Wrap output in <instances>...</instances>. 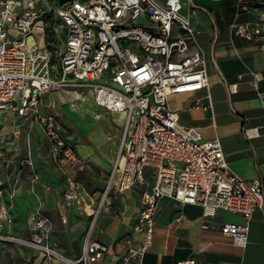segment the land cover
Here are the masks:
<instances>
[{
    "label": "built area",
    "instance_id": "1",
    "mask_svg": "<svg viewBox=\"0 0 264 264\" xmlns=\"http://www.w3.org/2000/svg\"><path fill=\"white\" fill-rule=\"evenodd\" d=\"M251 6V0H236V15L229 24L231 33L248 40L264 30V17L255 22L237 20ZM198 33L181 0H69L62 5L57 0H0V113L14 111L37 121L52 160L66 161L76 171L84 170L86 162L62 134L56 115H40V96L87 88L96 107L124 115L103 191L89 213L91 223L81 254L68 259L69 264L104 260L109 248L90 240L94 221L101 213L121 216L122 193L134 185L144 186L133 226L140 239L127 240L124 253L113 256L115 264H148L144 258L163 197L199 205L202 218L217 210L241 216V223H224L220 232L242 248L254 211L264 220L263 181L231 172L219 139L181 126L168 106L171 96L208 91L207 59ZM228 87L233 91L235 84ZM257 94L264 102V92ZM206 99L210 108L208 93ZM11 134L16 138L18 131ZM22 162L36 182L29 150ZM18 175L20 170L10 176L9 185L0 177V240H21L2 234L13 226ZM75 204L85 211L78 183L68 177L60 209L67 213ZM26 225L33 238L21 241L48 258L61 256L55 243H48L52 221L41 205L28 215ZM176 264H195V260Z\"/></svg>",
    "mask_w": 264,
    "mask_h": 264
},
{
    "label": "crops",
    "instance_id": "2",
    "mask_svg": "<svg viewBox=\"0 0 264 264\" xmlns=\"http://www.w3.org/2000/svg\"><path fill=\"white\" fill-rule=\"evenodd\" d=\"M251 1L252 6L249 11L241 12L237 16L238 21H262L264 0ZM181 2L183 12L189 19L192 16V21L190 20L193 23L192 27L197 28L196 31L202 34L197 41L207 59L209 88L208 91L171 96L168 99V106L176 112L181 126L197 128L205 138L219 139L231 172L242 179L260 178L264 183V102L257 94L264 92V30L253 40L230 32L229 24L236 15V0H181ZM230 84H235L233 91L228 87ZM89 92L88 90V94ZM55 93V95L45 93L40 96L38 106L42 104L46 110L44 114L39 111L40 115L53 113L52 105L58 106L56 102L50 103V96L52 98L56 96L59 102H62L61 97L67 100L65 93L60 91ZM206 93L211 102L210 108ZM89 96L91 97V93ZM76 104L78 106V103ZM98 109L101 113L96 115L103 119L104 133L101 135L98 131H94L97 132L100 140L95 142L89 135L91 130L85 129L78 122L79 126L88 131L86 134L92 143L87 144L76 139L74 147L78 156L88 163L89 170L97 172L99 180L104 184L114 159L113 149L116 153L121 138L124 115ZM111 116L116 117L120 126L110 127L108 117ZM56 117L63 126L61 119L57 115ZM18 119L22 117L14 111L0 113V146H2L0 177L4 178L5 185H9L10 176L19 170L17 160L25 156L27 150L30 151L31 157L33 156L29 134L31 128L37 126L42 132L37 121H27L28 119L23 118L28 127L25 148L17 141L13 146V143L4 139L13 130L18 131L19 136L20 132L16 124ZM42 136L45 149L48 151L43 132ZM88 176V173L83 175L84 178ZM149 179L151 180L147 177V180ZM37 182H39L38 188L35 187ZM17 184L13 210L15 224L11 232L3 230L2 234L8 233L20 239L26 238L29 234L26 218L38 205H41L44 213L52 221L48 243L50 245L55 243L56 251L64 259H74L76 249H82L83 234L91 223L89 216L91 211L72 207L64 213L60 209L61 197L47 190L40 181L32 182L29 188L30 180L27 172L17 176ZM141 191L138 192L132 187L122 193L124 204L121 202L123 208L121 216L101 213L94 221L90 240L109 248L104 260L98 264H115L113 256L124 253L127 240L140 239V235L133 233V226ZM82 198L84 204L91 202L88 194L87 197ZM254 212L247 243L242 248L220 232V226L224 223H241V216L217 210L213 216L202 218V208L199 205L182 204L163 197L158 202L154 217L153 240L144 261L148 264H176L179 260L193 258L195 264H264V220L259 211ZM203 222L206 227H202ZM0 264L69 263L57 258L47 259L38 248L23 241L0 240Z\"/></svg>",
    "mask_w": 264,
    "mask_h": 264
},
{
    "label": "rangeland",
    "instance_id": "3",
    "mask_svg": "<svg viewBox=\"0 0 264 264\" xmlns=\"http://www.w3.org/2000/svg\"><path fill=\"white\" fill-rule=\"evenodd\" d=\"M199 16H200V14H199ZM190 20L192 21V16H190ZM192 25H193V23L191 22V26ZM202 26H204V25H202ZM200 28H202V27H200ZM195 30H198V29L196 28ZM201 36H202V34L198 33L197 39L199 40ZM73 90H76L80 94L79 99H76V100H75V98L72 99V101L75 100V102L70 101L71 97H68L69 95H67L66 91H60V93H65V95H66L67 100H65V102H59L57 100L56 96H54V98H52V96H50V103H52V104H53V102L58 103V106L56 105L54 107V104L52 105V109H53L52 112L54 114H56L62 121V124H63L62 134L65 137H69L70 139L73 138L74 140L68 139L73 145H75L76 139H80L83 142H86L87 144L88 143L91 144L92 142H90V140L88 139V134H86L88 131L86 132L85 129H87V130H91V132H89V135L93 137L95 142H98L100 140L98 134L102 135L104 133L103 129H102L103 119H102V117L96 115L98 113H101V111L97 107L94 106V104L91 100V97L88 94L87 88H78V89H73ZM55 94L56 93H54L53 95H55ZM73 103H78V106L75 109H72V107H71V104H73ZM38 108H39V111L41 114L45 113L46 110L42 107V104H39ZM73 113H75V115ZM108 118H109L108 123H109L110 127L116 128V127L120 126L116 117L111 116ZM27 121H35V120L34 119H28ZM78 122L85 129H83L81 126H79ZM16 124H18L17 129H19V132H20L17 140L10 133L6 135V139H4V140H6L7 142L13 143L12 144L13 146L15 143L21 142L20 145H22V147L25 148L26 141H27L26 140L27 134H28L27 123L24 122L23 117H22V119L17 120ZM92 124H93V127H92ZM94 130L98 131V134ZM29 134H30V138H31L30 140H31V145H32V155H33L32 160H33V163L35 165L34 171L38 176L37 181H40L41 184L47 190L58 194V197L60 196L61 201H62V193L67 187V178L68 177H74L76 182L78 183V190H79L80 195L82 197H87V194H88V196L91 198V202L89 204H91L92 209H93L95 202H96V199H98V197L101 195L103 188H104V184H105V182L103 184L102 181L99 180L97 172H95V171L91 172L89 170L88 163H86L84 170L76 171V169L66 161L59 163V164L54 162L52 160V158L49 156V153H47L48 151H46V149H45L42 132L38 129V127L37 126L32 127L31 130L29 131ZM118 137L115 139L116 141L118 140ZM27 144H28V142H27ZM112 154H115L114 149H113ZM114 157H115V155H114ZM24 158H25V156L23 155L17 160V163H18L17 167L20 166L19 170H20L21 175H24L27 172V174L29 176V180H30V184H29V188H30L31 183H32V181H31L32 171H31V169H29L28 167H26L24 165V162H22V160ZM21 165H23V166H21ZM65 169H66V171H65ZM88 171H90V172H88ZM85 173L89 174L88 178L83 177V175ZM107 175H108V173L106 174V177H107ZM106 177L104 179L105 181H106ZM146 181L148 182V184H151V180L150 179L147 180V177H146ZM38 184H39V182H37L35 184L36 188H38ZM133 188L136 189L138 192H140L144 188V186L134 185ZM61 201H60V204H61ZM73 207H81V206L78 204H75ZM254 214H255V212L253 213V215ZM14 224H15V220L13 222V226H14ZM13 226H12L11 230H13ZM11 230L7 231V232L9 233V232H11ZM27 230L29 231V234L26 238H22V240L31 241L33 238L32 231L28 228V226H27ZM8 233L5 235L10 236V237H14L16 239H20L14 235H11ZM85 234H86V232H85ZM85 234H83V241L85 238ZM6 241H13L14 242L16 240H6ZM24 241H23V243L30 245L29 243H26ZM80 254H81V250L77 248L75 258L78 257ZM45 258L50 259L46 256H45Z\"/></svg>",
    "mask_w": 264,
    "mask_h": 264
},
{
    "label": "bare ground",
    "instance_id": "4",
    "mask_svg": "<svg viewBox=\"0 0 264 264\" xmlns=\"http://www.w3.org/2000/svg\"><path fill=\"white\" fill-rule=\"evenodd\" d=\"M67 93V95H69L68 97H71L70 99V101L72 102V99H79L80 98V94L77 92V91H67L66 92ZM89 94H90V92H89ZM74 96V97H73ZM61 99V101L62 102H64L65 101V98L64 97H61L60 98ZM77 106V104L76 103H73V104H71V107L72 108H74V107H76ZM85 206V210H89V211H91L92 212V208H91V206L89 205V204H84ZM22 240V239H21ZM21 240H18V241H21ZM58 259H62V260H66L68 263H69V261H68V259H64L62 256H58L57 257Z\"/></svg>",
    "mask_w": 264,
    "mask_h": 264
},
{
    "label": "water",
    "instance_id": "5",
    "mask_svg": "<svg viewBox=\"0 0 264 264\" xmlns=\"http://www.w3.org/2000/svg\"><path fill=\"white\" fill-rule=\"evenodd\" d=\"M69 0H57L58 5H62Z\"/></svg>",
    "mask_w": 264,
    "mask_h": 264
}]
</instances>
